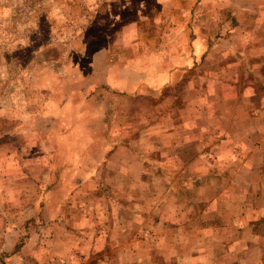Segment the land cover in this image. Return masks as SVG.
Instances as JSON below:
<instances>
[{
  "label": "rangeland",
  "instance_id": "rangeland-1",
  "mask_svg": "<svg viewBox=\"0 0 264 264\" xmlns=\"http://www.w3.org/2000/svg\"><path fill=\"white\" fill-rule=\"evenodd\" d=\"M159 1L0 0V264L21 252V264H169L174 254L187 264L181 245L198 242L201 264L226 263L224 204L207 198L231 190V163L247 156L231 135L247 127L231 117L248 108L232 99L231 81L255 73L216 52L236 3L195 0L191 27L162 16L173 38L150 47L147 17ZM196 35L215 43L200 53ZM132 41L144 43L140 64L151 59L171 80L115 90V67L140 58ZM108 43L129 46L110 52L104 73ZM123 163L140 172L120 175ZM167 245L170 257L159 254Z\"/></svg>",
  "mask_w": 264,
  "mask_h": 264
},
{
  "label": "crops",
  "instance_id": "crops-1",
  "mask_svg": "<svg viewBox=\"0 0 264 264\" xmlns=\"http://www.w3.org/2000/svg\"><path fill=\"white\" fill-rule=\"evenodd\" d=\"M194 1L195 0H166L165 2L159 1V3L155 4L156 8L158 6L157 12L155 10L151 12V16L149 15V17H147L149 21L148 29H150L148 34L150 47L153 44L155 45L165 42L164 38H167L168 36L173 38L172 31H168L167 29L162 30L160 23L157 24V21H161L162 16H165V20L170 17L175 18L180 27H182L183 24L187 27H189L190 24L191 26L196 25V21L190 23L191 18H193V20H197L195 19L196 15L191 14L194 8ZM231 1L237 5V7H235L237 9L231 14V30L230 28L227 29L228 32L231 33H227L217 38V45L219 49L216 52L219 54L220 51L223 52L225 50L223 53H228L231 58H236V61L240 62L241 60L243 62L241 70H244V72L255 73L253 82L251 83L237 84V80L231 81V92H235V97L232 99H237L238 106H240L242 102V104H245L248 107L246 111L242 112L243 116L236 113L231 117V121L243 122L247 127L243 131L233 130L231 131V135L234 134L238 138H242V140H239L240 143L243 144L241 146L242 150L239 149L236 150V152L243 154L247 153V156H243L238 163H231V171H238L236 176H231V190H228L229 192L223 196L213 195L212 199L207 198V201L211 200L210 203L214 205L217 201L220 203L221 200L224 204V207L219 211V213L222 214L221 225H225L226 229L225 233H223L221 243L222 248L224 249V253L222 255L225 257V264H264V0ZM202 18L204 20L209 19L207 16H203ZM219 19L220 17H217L218 21ZM132 21L135 28L144 26L143 19H133ZM153 21H155L154 24L152 23ZM214 22L215 21H213V23ZM153 26L157 27L152 29ZM185 32L187 31L185 30ZM195 38L196 41L199 42L200 48L202 46L205 48H201V50H199L200 53L207 50L206 48H209L212 43H215L214 38L204 40L198 35H196ZM187 39L188 36L184 35L183 41L186 42ZM203 41H205V43H203ZM222 44L227 49L220 48ZM135 45L139 46H137L136 50H133L132 52L137 56H140V58H131L130 60H135L136 62H133L130 65L119 64L120 66L115 67L116 71L114 74L117 82L120 83L118 84L116 82L117 85L114 88L115 90L120 87V89H118L119 91L130 92L132 90H136L139 85H144L145 83L146 87L147 85L158 87L159 85L167 82V75L169 80H171V75L173 73H171V71H167V74L163 73V71H154L156 64L153 65L151 59L148 63L140 64L148 58L143 56L144 54L140 52L143 51L144 43L132 41L130 45L131 49ZM121 46L122 48H125L129 45L122 44ZM121 46H117L113 49V47L108 43L107 48L104 50L105 53L102 54L103 51L99 50L98 54H102L101 58L103 59V63H106V66L104 67L106 70L104 73H108V60L111 59L112 55L110 52L115 53L116 49ZM138 50L139 52H137ZM96 55L97 53L93 55L94 59ZM122 57L123 56L118 59L119 63L129 61L128 59ZM253 61L255 62V65L252 64ZM235 69L236 70L231 68V71L235 73L237 72L239 75L241 70H237V68ZM182 71L184 72L185 69ZM258 75L259 79L256 77ZM261 81L263 82L260 83ZM252 83L260 84L259 88ZM255 90L260 91L259 98L250 97L251 93L255 92ZM150 137L152 138L153 136L149 135V138ZM151 138L148 142L152 141ZM115 148L120 151L124 149L125 146H118ZM148 149H150V146L147 147L146 150ZM232 150L233 149H231V153ZM104 152L107 153V149L104 150ZM210 166H213V164ZM139 168V166H135L130 169L129 167H125L123 163V166H120L119 174H127L129 171L138 174V172H140ZM122 179L124 178H121L120 180ZM163 179L169 182L167 178ZM81 181L86 182V179ZM81 181L78 184L82 183ZM137 182L140 184L148 183L145 179L140 181V178ZM130 183L132 182L130 181ZM118 184L119 183H116V186ZM202 185L203 182L198 184L197 189L200 190ZM63 213L64 212L60 209L56 210V212H52L54 216H63ZM170 214L172 213H169V217H171ZM66 216L67 215H65L64 218H66ZM68 217L73 219L74 215L71 217V215L68 214ZM201 227L202 225H200V229ZM207 229L208 228H206L205 231L203 230V234L208 231ZM183 246L186 249L184 255L185 263L201 264V262L207 261L204 257L205 249L203 247V243L198 242L191 245L185 243L184 245H181V247ZM168 248V245L166 249L163 247V251L159 254L169 257L172 256V253H167L166 250ZM21 254L23 253L21 252L14 255L9 253L5 256V260L9 259L8 264L15 262V260L17 264H21L20 262L23 261V257H26L27 252L26 255H23V257ZM174 255L168 259L169 264H175L177 262L175 259L173 260ZM178 263L180 264L179 261Z\"/></svg>",
  "mask_w": 264,
  "mask_h": 264
}]
</instances>
